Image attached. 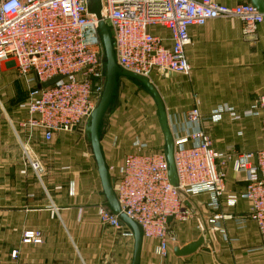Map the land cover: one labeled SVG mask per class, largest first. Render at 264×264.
Segmentation results:
<instances>
[{
    "label": "built area",
    "instance_id": "built-area-1",
    "mask_svg": "<svg viewBox=\"0 0 264 264\" xmlns=\"http://www.w3.org/2000/svg\"><path fill=\"white\" fill-rule=\"evenodd\" d=\"M102 6V20L113 32L118 66L148 78L153 72L190 75L185 48L191 42L192 26L234 19L248 36L264 23V14L250 3L229 7L216 0H102ZM98 23L88 13L86 0H0V62H14L29 88L28 115L19 127L25 159L38 176L44 167L31 149L32 139L39 136L50 143L57 133L82 132L103 95L106 59ZM154 28L170 33V48L165 38L152 32ZM57 77L61 79L50 87L37 88ZM256 108L264 136V91ZM185 120V133L173 136L179 188L192 199L209 197L205 209L212 232L224 233L221 221L233 219L231 210L243 197L249 208L240 224L246 220L257 225L261 243L251 253H264V147L256 152H218L198 108L185 113ZM134 146L137 153L108 168L116 179L115 195L143 239L155 240L158 257L166 260L172 241L170 220L186 222L196 212L170 183L166 151L142 152L140 141ZM230 164L245 182L242 194L226 188L225 169ZM102 221L117 231L127 227L110 211L102 212ZM126 235L133 237L129 230ZM32 240L40 242L26 233L24 242Z\"/></svg>",
    "mask_w": 264,
    "mask_h": 264
},
{
    "label": "crops",
    "instance_id": "crops-1",
    "mask_svg": "<svg viewBox=\"0 0 264 264\" xmlns=\"http://www.w3.org/2000/svg\"><path fill=\"white\" fill-rule=\"evenodd\" d=\"M216 1L229 7L251 4V0ZM152 32L165 38L167 47H171L167 30L154 28ZM189 33L191 42L185 55L192 67L190 75L161 73L157 80L172 135L185 133V113L198 108L202 116L222 114L214 116L211 132L208 130L217 150L263 149L262 119L252 115L244 118L240 126V114L257 110V100L264 91V23L248 36L242 23L234 19L192 26ZM3 63L10 62H0L1 72L6 68ZM10 74L17 81L12 71ZM2 92L14 95L17 87L4 86ZM18 106L5 108L0 100V240H9L4 231L12 230V252L17 253L13 263L132 264L134 238L102 221V212L112 210L85 134L57 133L50 143L35 136L31 149L44 167V173L38 176L25 163L24 134L19 123L28 112ZM100 141L108 168L120 165L133 152L136 141L158 151L166 149L160 122L141 130L103 119ZM225 171L227 190L242 194L245 182L236 175L233 165ZM195 200L210 215L205 209L209 197ZM248 208L247 201L240 197L231 210L233 219L220 223L224 233L213 232L221 264H264L263 255L251 253L261 243L257 225L246 220L240 224ZM128 230L131 231L126 227L124 232ZM169 232L171 239L184 247L203 235V226L196 213L186 222L171 219ZM26 233H33L40 242H24ZM156 246L155 240L143 239L139 264H218L208 246L194 255L176 257L170 243L166 260L158 257Z\"/></svg>",
    "mask_w": 264,
    "mask_h": 264
},
{
    "label": "water",
    "instance_id": "water-1",
    "mask_svg": "<svg viewBox=\"0 0 264 264\" xmlns=\"http://www.w3.org/2000/svg\"><path fill=\"white\" fill-rule=\"evenodd\" d=\"M87 9L90 15H94L98 20L99 31L101 34V38L104 44L105 49V59H106V83L103 95L101 100L89 118L86 126H85V134L87 141L90 144L93 157L96 161L100 179L103 186L104 195L107 199L108 206L111 208L112 212L116 214L121 222L129 227L133 233L134 238V257L132 264H139L140 256L143 246V236L139 226L126 214H124L121 210L119 202L116 198L114 187L116 183L115 177H111L104 155L102 151L101 141H100V125L103 119V115L112 99L117 78L119 76L130 78L141 85H143L148 92L152 95L158 111L159 122L164 134L165 142H166V157L169 164V179L170 183L177 188V192L180 197L183 199L185 205L196 211L197 216L200 218V222L203 226V235L200 236L196 241L187 244L184 247H180L178 243L174 244V255L176 257H188L198 253L200 250L206 248L207 246L211 248L213 252V256L218 264H221L217 250L218 247L216 245L213 232L211 230V226L209 223L208 217L209 214H206L203 209V205L197 202L195 199H192L184 190L179 188L178 177L175 168V160H174V152H175V144L174 138L170 130L168 114L165 109V104L163 99L161 98L157 88L151 82L148 77L134 74L132 72H128L126 70L121 69L116 61L115 51H114V41H113V32L109 28V23H105L102 20V0H86ZM251 4L262 14H264V0H251ZM61 78L57 77L49 82L38 85V89L47 88L59 81Z\"/></svg>",
    "mask_w": 264,
    "mask_h": 264
},
{
    "label": "rangeland",
    "instance_id": "rangeland-1",
    "mask_svg": "<svg viewBox=\"0 0 264 264\" xmlns=\"http://www.w3.org/2000/svg\"><path fill=\"white\" fill-rule=\"evenodd\" d=\"M3 64L6 66V68H4L3 70L4 72H1V69H0V89L3 90L4 86L10 87L11 85L12 88L13 86H16L17 93L14 95L13 94L8 95L5 92H2L0 93V100H2L5 108L9 106L19 105L18 106L19 108L27 109L26 106L29 100V97H28L29 93H28V85L26 84V81L23 80L17 73V66L14 62H10L8 64L3 63ZM11 71L14 74L17 81L10 74ZM158 78H159V74L156 72H153L151 75V78H149L156 88H157ZM259 113L260 112L258 110H255L253 113L240 114V126H241V121L244 118H250V116L252 115L256 117L259 116L261 118V114ZM220 115L222 114H210L209 116H205V114H203L204 128L210 136H211L210 129H211L212 123H214L212 121L214 120L216 116H220ZM109 118L122 125L125 124L126 126H133V127L141 128V130L143 129L149 130L152 125H155L156 123L159 122L157 106H156V103L152 95L140 83L130 78L123 77V76H119L117 78V82H116V86H115L112 99L103 115L104 120L105 119L107 120ZM81 131L82 132L80 133L85 134V129H81ZM140 143H141L140 149L142 152L158 151L156 149H153L146 143H142V142ZM213 146H215L214 141H213ZM214 149L218 152L230 151L232 149L237 150V152L248 151V148L246 147H241L240 149H237L235 147H228L226 149L217 150L215 146ZM162 151H166V149H162ZM137 152H138V148H135L134 146L132 153H137ZM25 163L28 165V161L26 159H25ZM110 176L115 177L113 174ZM124 230H126V228L118 232L120 233L123 232L122 234L126 235ZM4 232H5V237L8 236L9 240L7 239L0 240V264H14L13 263L14 257H13V252H12L14 241L12 240V237H13V234L11 233L12 230L5 229ZM171 243H173V245L176 243L174 242L173 238H172ZM260 254L263 255L264 257V253H260Z\"/></svg>",
    "mask_w": 264,
    "mask_h": 264
}]
</instances>
